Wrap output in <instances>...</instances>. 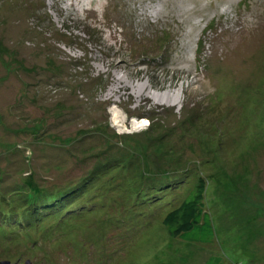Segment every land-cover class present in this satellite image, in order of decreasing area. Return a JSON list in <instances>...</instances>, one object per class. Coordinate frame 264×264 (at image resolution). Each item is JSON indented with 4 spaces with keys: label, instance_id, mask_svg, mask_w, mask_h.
Segmentation results:
<instances>
[{
    "label": "rangeland",
    "instance_id": "obj_1",
    "mask_svg": "<svg viewBox=\"0 0 264 264\" xmlns=\"http://www.w3.org/2000/svg\"><path fill=\"white\" fill-rule=\"evenodd\" d=\"M199 176L208 245L161 223ZM30 181L86 211L0 264H264V0H0V208Z\"/></svg>",
    "mask_w": 264,
    "mask_h": 264
},
{
    "label": "trees",
    "instance_id": "obj_2",
    "mask_svg": "<svg viewBox=\"0 0 264 264\" xmlns=\"http://www.w3.org/2000/svg\"><path fill=\"white\" fill-rule=\"evenodd\" d=\"M142 57L145 58V56ZM207 183L206 178L199 176L194 187L179 201L173 202L172 206H175L164 215L161 221L168 237L192 245H208L212 242L214 227L210 212L206 208ZM178 187L181 188L182 184H178ZM85 188L83 184L77 183L49 193L41 190L35 181L22 183L18 193L26 192L27 198L31 199L30 204L23 206V209L16 206L15 211L0 208V240L7 243L9 240H14V237L20 236L21 232L25 233L30 228H38L43 222L53 219V225L43 228L44 232L47 231V236H51V233L57 229V223L65 224V219L75 218L86 211L88 202L83 198ZM80 192L81 195H78ZM18 193L13 191L8 195L12 197L13 194ZM15 201L13 197L11 203L14 205ZM67 201L73 203L67 204ZM203 264H222V262L220 257L210 256Z\"/></svg>",
    "mask_w": 264,
    "mask_h": 264
},
{
    "label": "water",
    "instance_id": "obj_3",
    "mask_svg": "<svg viewBox=\"0 0 264 264\" xmlns=\"http://www.w3.org/2000/svg\"><path fill=\"white\" fill-rule=\"evenodd\" d=\"M27 264H30L29 262H27Z\"/></svg>",
    "mask_w": 264,
    "mask_h": 264
},
{
    "label": "bare ground",
    "instance_id": "obj_4",
    "mask_svg": "<svg viewBox=\"0 0 264 264\" xmlns=\"http://www.w3.org/2000/svg\"><path fill=\"white\" fill-rule=\"evenodd\" d=\"M178 103V102H177ZM169 105V104H168Z\"/></svg>",
    "mask_w": 264,
    "mask_h": 264
}]
</instances>
